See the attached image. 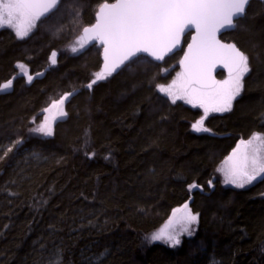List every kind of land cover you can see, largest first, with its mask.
<instances>
[{
	"label": "trees",
	"instance_id": "1",
	"mask_svg": "<svg viewBox=\"0 0 264 264\" xmlns=\"http://www.w3.org/2000/svg\"><path fill=\"white\" fill-rule=\"evenodd\" d=\"M114 1L61 0L24 39L0 29V83L13 84L0 92V264H264V179L237 189L217 176L241 140L264 134V1L221 36L250 71L231 110L207 118L158 89L181 69L191 35L162 63L139 56L86 87L103 47L75 42ZM18 63L38 75L32 83ZM69 93L67 118L47 117ZM46 117L51 136L33 131ZM202 118L209 131H194ZM185 203L199 214L197 232L177 247L149 244Z\"/></svg>",
	"mask_w": 264,
	"mask_h": 264
},
{
	"label": "snow or ice",
	"instance_id": "2",
	"mask_svg": "<svg viewBox=\"0 0 264 264\" xmlns=\"http://www.w3.org/2000/svg\"><path fill=\"white\" fill-rule=\"evenodd\" d=\"M250 0H115L114 3L104 2L99 5L96 23L83 29L77 44L84 46L85 39H98L104 46V70L95 74V79L86 85L91 89L99 80L106 79L126 61L139 53H147L157 61L177 48L186 29L194 28L195 35L188 51L180 61L182 72L167 87L158 85L172 103L183 99L194 107L204 109V118L209 112H227L231 110L232 101L243 88V78L250 71L249 58L235 44H223L217 39L221 29L235 27V20L242 17ZM61 0H0V28H10L19 39H24L36 22L49 13L58 10ZM73 52L78 51L76 47ZM56 53L51 61L54 64ZM217 63L228 69L229 78L217 81L212 72ZM16 67L31 83L33 76L27 71L26 65L18 63ZM12 87V79L0 83V92ZM67 94L53 101L50 108L63 112L62 105ZM204 118L192 125L197 132H207ZM33 131L45 136L52 135L51 123L45 118ZM240 145L244 146L242 158L235 160ZM11 151V149H9ZM264 135L254 133L248 140H241L237 149L225 163L232 164L224 171V182L243 188L258 178L264 179ZM211 183V182H209ZM189 190L196 188L192 183ZM179 218L183 231H189L190 225L197 222L198 214H193L188 204ZM171 223V221L169 222ZM191 234V233H189ZM152 241L163 240L172 246L180 243L178 232L161 231L151 236Z\"/></svg>",
	"mask_w": 264,
	"mask_h": 264
},
{
	"label": "rangeland",
	"instance_id": "3",
	"mask_svg": "<svg viewBox=\"0 0 264 264\" xmlns=\"http://www.w3.org/2000/svg\"><path fill=\"white\" fill-rule=\"evenodd\" d=\"M37 24H38V21L36 22V26H37ZM5 28H7V27H5ZM36 28V27H35ZM35 28H33L32 29V31L31 32H33L34 30H35ZM1 29V28H0ZM13 30V29H12ZM14 31V30H13ZM15 32V31H14ZM30 32V33H31ZM29 33V34H30ZM78 41V40H77ZM75 43H77V42H75ZM86 43V42H85ZM77 49L78 48H80V47H77V46H75ZM79 52V50L78 51H76V52H71V54H76V53H78ZM55 63L53 64H51V66H55V65H57L58 64V62H59V60L57 59V57L55 56ZM180 72H182V69H178L177 70V72L172 76V80L170 81V83H169V85L172 83V81L173 80H175L176 78H177V75L180 73ZM20 74H21V72H20ZM30 74V73H29ZM30 75H32L33 76V79H32V82L34 81V79L38 76V75H33V74H30ZM229 78V75H225V76H222V77H220L219 78V80L218 81H222V80H227ZM244 78H245V76H244ZM244 78H243V81H244ZM27 79V78H26ZM243 81H242V83H243ZM31 82V83H32ZM168 85H166L165 87H167ZM13 88V84H12V87L10 88V89H8V90H5L4 92H7V91H10L11 89ZM243 88H244V86H243ZM243 88H242V90H241V92H240V94L232 101V106H233V104H234V102H235V100L242 94V92H243ZM65 96V95H64ZM63 96V97H64ZM72 95H71V93H69V94H67V99L64 101V104L62 105V109H63V112L64 113H66V115H60V112H59V109H57V108H52L51 109V111L50 112H46L45 111V115L47 116V117H49L50 119H66L67 118V111H66V105H67V102H68V100L70 99V97H71ZM178 100H181V102L183 101L184 103H186V104H189V105H192L191 103H187L185 100H183V99H178ZM176 102H179V101H176ZM51 107V106H50ZM49 107V108H50ZM232 108V107H231ZM228 112V111H227ZM213 113H225V112H209V114H213ZM192 129H193V127H192ZM194 130V129H193ZM195 131V130H194ZM197 132V131H196ZM256 133H259V134H262V135H264L263 133H261V132H256ZM240 143H238L237 145H239ZM237 149V146L234 148V150H236ZM233 150V151H234ZM233 151H232V153L229 155V156H231L232 154H233ZM243 152H244V146L243 145H240V150L237 152V155H236V157H234V159L235 160H239V159H241L242 158V155H243ZM260 155L262 156V157H264V151H262L261 153H260ZM228 156V157H229ZM228 157L226 158V160L225 161H227V159H228ZM225 161L224 162H222L221 164H220V166L218 167V169H217V176L219 177V178H221V180L223 181V183H224V185L225 186H229V187H233V188H237V189H246V188H249L250 186H252L253 184H255L258 180H259V178L257 179V180H254L252 183H250V184H246L243 188H238V187H235L233 184H226L225 182H224V171L223 170H225V169H227L228 167H230V165L232 164V161H229L227 164L225 163ZM188 207L191 209V211H192V213L193 214H198V213H195L193 210H192V208H191V206L188 204ZM176 209H183V205L182 206H178V207H176L174 210H173V212L176 210ZM173 212H172V214L170 215V217L162 224V226L161 227H159L158 229H156L153 233H150L148 236H147V240H148V243L149 244H153V243H160V244H164V245H168V246H170V247H177L180 243H181V241H182V239L184 238V237H189V236H193L196 232H197V230H198V227H199V214H198V218H197V222L196 223H194V224H192V225H190V227H189V231H183L182 230V227H181V224H180V222H179V218L181 217V215H182V211L181 212H176V215L174 216L173 215ZM171 221V223H169ZM166 231V232H178L179 233V240H180V243L178 244V245H175V246H172L170 243H167V242H165V241H163V240H158V241H152L151 240V236L152 235H154V234H156V233H158V232H161V231ZM189 233H191V234H189ZM60 262H61V258H60V256H58V257H56L52 262H50L49 264H60Z\"/></svg>",
	"mask_w": 264,
	"mask_h": 264
},
{
	"label": "water",
	"instance_id": "4",
	"mask_svg": "<svg viewBox=\"0 0 264 264\" xmlns=\"http://www.w3.org/2000/svg\"><path fill=\"white\" fill-rule=\"evenodd\" d=\"M252 1H254V0H250L249 5H250V3H251ZM261 1H264V0H261ZM114 2H115V1H114ZM114 2H108V3H114ZM249 5L246 7V11H247ZM242 17H243V16H242ZM240 18H241V17H239V18H237V19L235 20V24H236V21L239 20ZM95 23H96V22H95ZM95 23H94V24H95ZM94 24H93V25H94ZM91 26H92V25H91ZM91 26H88V27H91ZM234 29H235V27L221 29V30L217 33V39L220 40V42L223 43V44H235V43H233V42H225V41H223V40L221 39V36H222L224 33L228 32V31H232V30H234ZM195 34H196V33H195V29H194V28L186 29L184 35L181 37V41H180V44L178 45V47L175 48V49H173L172 52H169V53L165 56L164 60H165L167 57H169V56H171V55H174L175 53H177V52H179L180 50H182V48L184 47V38H185L187 35H191L188 44L192 43V37H193ZM83 35H84V33H83ZM85 42H87L88 44H98V45H100V46L103 47V54H102V59H103L102 71H103V70H104V46L100 43V41H99L98 39H93V38H91L90 36L87 37V38L85 39ZM188 44H187V46H186V52L188 51ZM235 45H236V44H235ZM236 46H237V45H236ZM237 47H238V46H237ZM238 48H239V47H238ZM239 49H240V48H239ZM240 50H241V49H240ZM139 56H148V57L152 58L153 60H155L153 57L149 56L147 53H139V54H137L136 57H133L131 60L126 61L123 65H121L119 68H117V69H116L111 75L119 73L127 63L131 62L132 60H134L135 58H137V57H139ZM164 60H163V61H164ZM155 61H157V60H155ZM163 61H157V62H160V63H161V62H163ZM181 69H182V67H181ZM182 70H183V69H182ZM221 72H223L225 75H229L228 69H227L226 67H224L222 63H217L216 66H215L214 69H213V72H212V76H213V78H214L215 80L218 81V80H219V75H220Z\"/></svg>",
	"mask_w": 264,
	"mask_h": 264
},
{
	"label": "bare ground",
	"instance_id": "5",
	"mask_svg": "<svg viewBox=\"0 0 264 264\" xmlns=\"http://www.w3.org/2000/svg\"><path fill=\"white\" fill-rule=\"evenodd\" d=\"M183 49V48H182ZM181 51V50H180ZM152 59V58H151ZM155 61V60H154ZM157 62V61H156ZM160 63V62H159ZM162 63V62H161ZM118 74V73H117Z\"/></svg>",
	"mask_w": 264,
	"mask_h": 264
}]
</instances>
